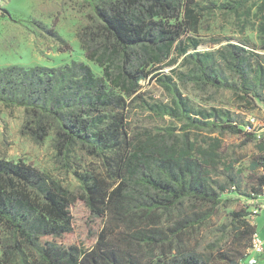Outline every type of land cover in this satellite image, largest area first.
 Returning <instances> with one entry per match:
<instances>
[{
    "label": "trees",
    "instance_id": "trees-1",
    "mask_svg": "<svg viewBox=\"0 0 264 264\" xmlns=\"http://www.w3.org/2000/svg\"><path fill=\"white\" fill-rule=\"evenodd\" d=\"M82 1L97 18L85 35L95 50L87 58L103 69V77L74 60L54 68L4 66L0 68V102L23 110L21 132L35 143L52 135L61 157L78 147L102 159L104 173L76 176L83 187L82 199L103 225L88 250L42 243L44 238L72 232L69 207L76 195L43 170L23 161L0 159V264H12L15 256L21 264H209L183 245L182 235L213 215L210 210L188 213L186 202L210 203L212 208L222 203L220 195L226 187L219 184L215 192L216 182L211 179L220 162L219 140L197 147L188 134L178 139L167 129L164 135L148 133L130 141L124 114H112L109 120L111 111L125 108V100L113 91L131 96L139 81L151 76L171 97L170 104L146 103L156 116L174 119L184 129L228 132L243 136L246 142L256 141L257 154L249 165L255 179L252 192L245 195L247 208L264 184V136H257L249 124L241 129L226 110L194 109L175 81L157 71L181 58L191 65L184 79L199 86L228 88L240 93L241 100L264 105V62L253 63L256 56L247 44H234L229 38L216 50L199 52L202 41L187 35L197 33L207 8H196L193 0ZM241 4L225 3L219 9L235 13ZM258 33L261 45L257 48L264 51V21ZM173 53L176 57L165 65L163 60ZM231 170V166L224 169L227 183L240 189L238 173L233 175ZM232 216L239 232L251 240L255 226L248 221L250 212L243 209ZM169 221L172 225L165 228ZM243 261L247 262V251L227 258V264Z\"/></svg>",
    "mask_w": 264,
    "mask_h": 264
},
{
    "label": "rangeland",
    "instance_id": "rangeland-1",
    "mask_svg": "<svg viewBox=\"0 0 264 264\" xmlns=\"http://www.w3.org/2000/svg\"><path fill=\"white\" fill-rule=\"evenodd\" d=\"M193 1L196 8H207L202 11V24L197 33L187 35L202 41L198 47L199 52L216 50L227 42L225 38H229L234 44H247L248 51L256 56L253 63L264 62V51L257 48L261 45L258 28L264 21V0ZM237 1H242V4L235 13L219 9L225 3L234 4ZM96 22L97 18L91 6L82 0H0V68L9 65L54 68L74 60L89 66L97 77H103V69L87 58L95 50L85 35L88 28ZM214 39L221 40V44H215ZM175 57L173 53L163 63L166 65ZM108 64L107 60L106 65ZM190 68V64L183 63L179 58L171 66L157 72H164V75L171 77L180 94L194 109L226 110L241 129L247 128L249 124L253 130H257V136H264L262 103L241 100L240 93L235 94L228 88L199 86L197 82L186 80L183 77L189 73ZM139 85L131 96H126L121 90L114 88L113 93L125 100V108H115L108 115L111 120L112 114H124L130 141L135 137L144 138L148 133L164 135L165 130L172 129L174 138L181 139L188 134L189 141H195L197 147H208L211 139L220 142L217 150L220 162L212 172L211 179L216 182L213 186L215 192H218L219 184L226 187L220 195L222 203L216 208H212L210 203H185V211L188 213L210 210L213 215L202 224L187 228L182 235L183 245L209 264H227L228 257H239L241 254L244 256L250 246V236L239 232L232 214L243 209L244 212H251L257 202L255 200L245 208L248 202L245 195H250L254 185L255 176L249 171V165L257 154V142H246L243 136L228 132L184 129V125L174 119L158 117L148 110L146 103L170 104L169 92L151 76L139 81ZM261 94L264 98V87ZM23 122L24 113L21 108H8L0 102V159L23 161L43 170L76 195L75 202L69 207L72 232L61 238H44L42 243L51 242L63 248L74 245L81 250L90 249L97 240L103 222L93 217L82 199L83 187L76 175L104 173L106 166L101 158L89 156L78 147L68 157H61L53 146L52 135L41 143H35L21 132ZM227 166L232 167L229 173H238L240 189H233L228 185V173L224 171ZM260 199L258 200L263 201ZM248 219L255 226L254 232L264 240V210L257 212L253 221L250 217ZM171 225L172 221L164 223L165 228ZM156 255L161 258L159 252ZM12 264H21L17 256ZM241 264L246 263L243 261Z\"/></svg>",
    "mask_w": 264,
    "mask_h": 264
},
{
    "label": "built area",
    "instance_id": "built-area-1",
    "mask_svg": "<svg viewBox=\"0 0 264 264\" xmlns=\"http://www.w3.org/2000/svg\"><path fill=\"white\" fill-rule=\"evenodd\" d=\"M261 198L263 201H259ZM257 202L255 206L252 208L250 212V219L253 221L254 216L257 215V212L260 210H264V184L261 187V191L259 196L256 198ZM261 202V203H258ZM254 203V202H253ZM264 240L260 238V236L254 232L251 236L250 246L247 249V262L246 264H264Z\"/></svg>",
    "mask_w": 264,
    "mask_h": 264
}]
</instances>
